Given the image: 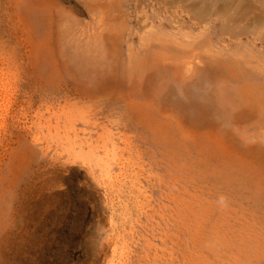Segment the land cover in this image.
<instances>
[{
  "label": "rangeland",
  "instance_id": "374dc122",
  "mask_svg": "<svg viewBox=\"0 0 264 264\" xmlns=\"http://www.w3.org/2000/svg\"><path fill=\"white\" fill-rule=\"evenodd\" d=\"M0 264H264V0H0Z\"/></svg>",
  "mask_w": 264,
  "mask_h": 264
},
{
  "label": "bare ground",
  "instance_id": "6f19581e",
  "mask_svg": "<svg viewBox=\"0 0 264 264\" xmlns=\"http://www.w3.org/2000/svg\"><path fill=\"white\" fill-rule=\"evenodd\" d=\"M232 239V238H231ZM239 243V242H238ZM184 257V256H183Z\"/></svg>",
  "mask_w": 264,
  "mask_h": 264
}]
</instances>
